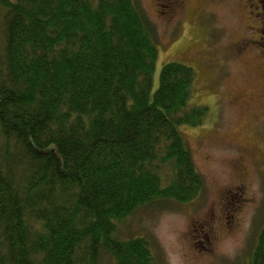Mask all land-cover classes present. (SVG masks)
<instances>
[{
	"label": "trees",
	"instance_id": "trees-1",
	"mask_svg": "<svg viewBox=\"0 0 264 264\" xmlns=\"http://www.w3.org/2000/svg\"><path fill=\"white\" fill-rule=\"evenodd\" d=\"M0 264H154L139 207L203 187L181 127L194 70L161 66L138 0H0ZM247 264H264V225Z\"/></svg>",
	"mask_w": 264,
	"mask_h": 264
},
{
	"label": "rangeland",
	"instance_id": "rangeland-1",
	"mask_svg": "<svg viewBox=\"0 0 264 264\" xmlns=\"http://www.w3.org/2000/svg\"><path fill=\"white\" fill-rule=\"evenodd\" d=\"M138 2L155 27L153 89L164 63L195 72L189 104L208 112L201 124L181 130L203 187L188 202L137 208L121 221L119 235L146 238L154 264H247L264 225V102L257 98L264 82L250 52L233 60L247 9L236 0H188L170 21L149 0ZM234 97L240 100L229 102ZM101 264L115 263L104 254Z\"/></svg>",
	"mask_w": 264,
	"mask_h": 264
},
{
	"label": "flooded vegetation",
	"instance_id": "flooded-vegetation-1",
	"mask_svg": "<svg viewBox=\"0 0 264 264\" xmlns=\"http://www.w3.org/2000/svg\"><path fill=\"white\" fill-rule=\"evenodd\" d=\"M236 1L246 7L248 14L247 24L245 25L246 34L239 40L240 43L236 53L233 54V60L239 59L243 54L250 52L249 56L258 64L264 82V0ZM187 2L188 0H149V4L158 11L159 18L170 21L180 15ZM257 98L259 101L264 102V91L259 93ZM239 100V97H234L230 98L229 102L237 103ZM228 223L227 221L226 225ZM209 230L212 234L216 233L212 225H209Z\"/></svg>",
	"mask_w": 264,
	"mask_h": 264
}]
</instances>
